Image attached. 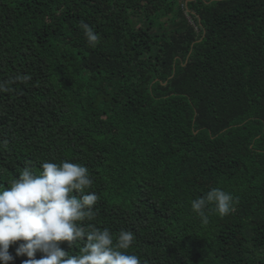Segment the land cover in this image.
<instances>
[{"label": "trees", "instance_id": "obj_1", "mask_svg": "<svg viewBox=\"0 0 264 264\" xmlns=\"http://www.w3.org/2000/svg\"><path fill=\"white\" fill-rule=\"evenodd\" d=\"M17 74L0 186L79 163L99 196L86 223L131 230L143 264H264V0H0V80ZM212 188L235 203L205 224L191 200Z\"/></svg>", "mask_w": 264, "mask_h": 264}, {"label": "clouds", "instance_id": "obj_2", "mask_svg": "<svg viewBox=\"0 0 264 264\" xmlns=\"http://www.w3.org/2000/svg\"><path fill=\"white\" fill-rule=\"evenodd\" d=\"M87 42L94 46L99 37L87 23H81ZM27 74H17L0 80V92H8L14 83H26ZM39 173L25 167L10 182L0 186V264H9L15 257L9 252L11 244L23 241L15 256L29 258L24 264H143L130 252L135 240L131 230L121 229L113 234L108 228L86 223L95 219L94 208L99 200L89 191L94 180L89 169L79 163L63 160L46 161ZM234 197L221 188H212L191 200V209L208 223L205 209L210 205L220 216L230 214ZM79 244L78 252L70 254L61 247ZM37 252L42 253L36 259Z\"/></svg>", "mask_w": 264, "mask_h": 264}]
</instances>
